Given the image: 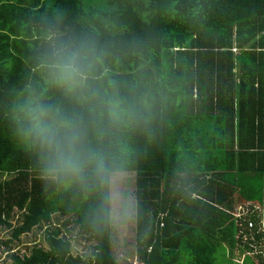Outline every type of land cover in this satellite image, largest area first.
Masks as SVG:
<instances>
[{
    "label": "trees",
    "instance_id": "1",
    "mask_svg": "<svg viewBox=\"0 0 264 264\" xmlns=\"http://www.w3.org/2000/svg\"><path fill=\"white\" fill-rule=\"evenodd\" d=\"M54 21L105 49L101 86L151 103L121 149L136 177L137 263L264 264V0H0L3 264H123L114 228L92 223L97 200L41 181L15 136L22 91L79 108L35 62Z\"/></svg>",
    "mask_w": 264,
    "mask_h": 264
},
{
    "label": "clouds",
    "instance_id": "2",
    "mask_svg": "<svg viewBox=\"0 0 264 264\" xmlns=\"http://www.w3.org/2000/svg\"><path fill=\"white\" fill-rule=\"evenodd\" d=\"M56 24L48 28L35 62L51 89L79 108L22 91L10 113L15 136L37 158L41 181L87 191L97 200L93 225L117 228L125 211L129 223L133 212L122 196L130 161L121 150L123 134L148 123L151 103L143 97L132 101L115 86H101L108 77L105 49L91 36L66 35Z\"/></svg>",
    "mask_w": 264,
    "mask_h": 264
},
{
    "label": "rangeland",
    "instance_id": "3",
    "mask_svg": "<svg viewBox=\"0 0 264 264\" xmlns=\"http://www.w3.org/2000/svg\"><path fill=\"white\" fill-rule=\"evenodd\" d=\"M237 52V51H236ZM135 174H127L124 178L122 185V196L126 205L132 206V219L131 223H129L127 211H125L124 222L117 228H114L113 234V245H114V253L116 257L123 264H138L136 258L134 257L135 250ZM239 198L236 199V203H239ZM236 214V211H234ZM235 217L239 218L241 215H235ZM41 230H35L29 237L23 238V245H30L41 240L42 233ZM10 238V234L8 232H1V240H7ZM85 243V242H82ZM85 246V244H84ZM83 245L81 247H84ZM87 246V245H86ZM228 246V245H227ZM18 247V245H16ZM24 249V248H22ZM83 248H80L82 250ZM85 251V249H84ZM87 251V250H86ZM85 251V253H87ZM82 253V251H80ZM0 250V264H3L5 261V254ZM245 257V256H244ZM244 257L242 259L237 260V264L244 262Z\"/></svg>",
    "mask_w": 264,
    "mask_h": 264
},
{
    "label": "built area",
    "instance_id": "4",
    "mask_svg": "<svg viewBox=\"0 0 264 264\" xmlns=\"http://www.w3.org/2000/svg\"><path fill=\"white\" fill-rule=\"evenodd\" d=\"M249 227L252 228L253 227V224H250Z\"/></svg>",
    "mask_w": 264,
    "mask_h": 264
}]
</instances>
